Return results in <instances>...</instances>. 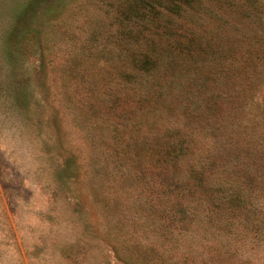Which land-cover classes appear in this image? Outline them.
<instances>
[{
  "label": "rangeland",
  "instance_id": "1",
  "mask_svg": "<svg viewBox=\"0 0 264 264\" xmlns=\"http://www.w3.org/2000/svg\"><path fill=\"white\" fill-rule=\"evenodd\" d=\"M0 264H264V0H0Z\"/></svg>",
  "mask_w": 264,
  "mask_h": 264
}]
</instances>
